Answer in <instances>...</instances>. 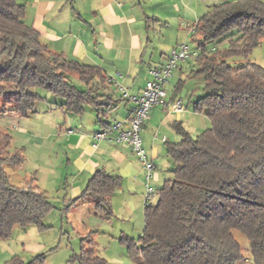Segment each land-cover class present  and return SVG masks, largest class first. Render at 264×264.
Wrapping results in <instances>:
<instances>
[{"label":"trees","instance_id":"obj_1","mask_svg":"<svg viewBox=\"0 0 264 264\" xmlns=\"http://www.w3.org/2000/svg\"><path fill=\"white\" fill-rule=\"evenodd\" d=\"M23 15L24 6L16 0H0V114L35 113L36 88L59 98L68 113L95 104L93 88L78 90L68 75L89 85L97 78L103 82L99 69L52 53ZM191 37L199 49L194 74L208 89L193 103L194 113L205 114L210 127L193 136L181 122L173 124L180 140L167 143L166 154L175 167L157 190L156 202L144 203L143 232L138 244L126 238L127 248L134 264H240L247 259L234 237L238 232L247 239L253 264H264V67L250 61L233 64L247 59L264 39V2L213 6ZM23 163L22 151L12 150L10 135L0 131V240L32 226L41 231L57 209L33 175L20 186L10 183L6 167L20 169ZM117 187V177L96 171L70 205L88 201L95 215L109 218V199ZM87 243L82 237L72 259L106 264ZM43 261L42 254L28 261L14 255L5 264Z\"/></svg>","mask_w":264,"mask_h":264},{"label":"crops","instance_id":"obj_2","mask_svg":"<svg viewBox=\"0 0 264 264\" xmlns=\"http://www.w3.org/2000/svg\"><path fill=\"white\" fill-rule=\"evenodd\" d=\"M225 1L228 0H19L18 3L24 6L25 25L37 32L42 45L67 60L97 67L99 77L103 78V83L97 78L92 84H84L85 88L80 91L93 88L95 104H85L79 114L65 112L60 107L61 100L56 97L57 100H51V94L44 98L47 103L44 115L53 119L42 140L50 141L52 149L57 147L55 154H63L59 173L49 171L54 178L53 190L58 188L57 193H62L61 206L47 217L62 219L64 216L66 223L77 230L81 238L91 233V239L95 238L113 211L119 216L117 220L126 222L128 228L130 225L144 228L145 186L148 184L157 194L165 176L171 174L173 161L166 154V144L180 140L173 124H189V119L184 116L189 113L187 107L180 113L160 106L150 110L140 133L142 148L154 166L153 176L148 181L131 149L112 140L116 132L110 133L108 140H97L94 135L107 129L112 121H124L133 107L117 86L129 95H139L151 78L150 70L164 66L172 52L187 45L186 38L192 36L193 27L200 18L210 8ZM202 3H205V13L189 25L182 17V10H192ZM179 63L178 70L181 71V64L188 62ZM111 90L114 92L110 93ZM168 97L179 99L175 91ZM84 113H88V121L83 117ZM109 113L113 115L110 123L104 119ZM96 171L118 178V187L109 199V218L95 215L93 203L89 206L91 202L70 205L81 195ZM35 180L38 187L47 185V179ZM78 214L81 217L79 223L72 220ZM38 235L40 231L32 226L25 233L16 231L12 239L22 251L35 255L47 244ZM91 239L87 244L95 250L90 246L94 245ZM127 239L134 240V237L127 236ZM16 252L12 251V256Z\"/></svg>","mask_w":264,"mask_h":264},{"label":"rangeland","instance_id":"obj_3","mask_svg":"<svg viewBox=\"0 0 264 264\" xmlns=\"http://www.w3.org/2000/svg\"><path fill=\"white\" fill-rule=\"evenodd\" d=\"M262 1L264 2V0ZM16 2L18 3L19 0H16ZM204 6L205 3H202L201 5L199 4V7H194L192 10H182V17L185 18L187 23H190L189 25H193V23L205 13ZM200 34L199 32V35ZM186 44L188 47V57L185 61L188 63H182V70L179 71L178 67L180 63L177 61L176 68L172 70L171 76L165 85V89L168 91V94H172L173 90L176 91L178 98L184 104L185 108L187 107L186 109L189 113L184 116L189 119V124H183V126L191 135L195 136V134L198 135L201 131L210 127L209 119L205 114L195 112L196 115H193V103L197 101V99L203 97L208 89H206L202 77L195 76L194 74V57L192 58V56H195L199 52L197 42H194L193 37H187ZM223 46L224 45L219 46L217 49H222L224 48ZM211 47V45L207 46L208 49ZM248 61L264 67V39H261L260 43L253 48L247 56V59H235L233 64ZM68 82L78 90H83L85 88L84 83L74 74L68 75ZM141 82L142 80L139 83ZM100 83L103 82L101 81ZM32 92L40 96V99L35 105V113L29 114L27 117H18L13 113L0 114V131H5L10 135L11 149L21 150L24 155V163L20 169L7 166L5 171L9 177L10 183L16 186H20L22 181L31 175L42 181L47 179V185L43 186L42 184L39 188L46 191L48 198L54 206L60 207L62 193H57L58 188L53 190L52 183L54 178L50 175L49 171L53 170L55 174L59 173L63 154H61V152L55 154L57 147L52 149L53 146L51 148L49 145L50 141L47 139L44 141L42 140L44 136L47 135L48 124H50V121L53 119L51 116L47 117L44 115L45 111H47V103L44 98L49 97V93L42 88L33 89ZM112 92L114 91L111 90L110 93ZM50 99L57 100L55 96H50ZM57 102H59V100ZM1 106L2 100L0 99V109ZM83 117L88 121V113H84ZM105 117L104 119H107L106 121L110 123V119L113 115L109 113L108 116ZM112 123H114V121H112ZM171 164L173 169L175 163L172 162ZM170 177L171 175L167 174L165 179H169ZM163 182L164 180L160 184L161 186ZM161 186L157 189H160ZM156 200L157 194L155 193L154 198L151 199L150 202L154 203ZM89 204V206H92V203ZM116 216H118V214L113 211L112 217L107 220L108 222L104 220L102 228L98 234H95V238L91 239L92 234H87L85 238L88 241L91 239L94 245L92 246L91 244L90 246L95 249L94 251L99 257L104 259L106 264H134V260L127 248L126 239L123 238H127V236L134 237V243L138 244V238L143 232V226L141 228L138 227L139 230L136 231L138 228L133 225H130L131 227L128 228L127 223L118 221L117 219H119V216L118 218ZM73 217L72 220L79 223L81 219L80 215L78 214ZM65 220L66 218L64 216H62V219L46 217L44 220L46 227L40 231V235L38 236H40L42 241H47V244L42 251L35 254H42L44 256L43 264H79L73 260L72 257L74 254H78L80 250L81 234L79 235L78 231L74 230ZM60 221L62 222L60 223ZM61 224L62 228L60 227ZM122 229L127 230L125 231L127 234H124ZM234 237L240 245L243 256L247 259L240 264H252L247 239L238 232H234ZM12 238L14 237L12 236ZM12 238L11 240H0V264H5V262L12 257V251L16 252L19 250L16 252V255L25 261L35 256L29 252L22 251ZM85 247L88 248L89 244H86Z\"/></svg>","mask_w":264,"mask_h":264},{"label":"built area","instance_id":"obj_4","mask_svg":"<svg viewBox=\"0 0 264 264\" xmlns=\"http://www.w3.org/2000/svg\"><path fill=\"white\" fill-rule=\"evenodd\" d=\"M188 57V47L183 45L178 52H172L168 62L162 67H156L150 70V79L146 82L140 94L137 96L129 95L124 88L117 86L118 90L133 103L130 113L124 121L114 122L107 129L96 133L97 140H108L109 134L116 132L112 138L116 143H123L128 146L140 161L145 172L146 181L153 176L154 166L148 160L146 151L142 144V127L149 118L150 110L153 107L160 106L164 109H171L175 113L185 110L181 100H170L165 85L171 76L172 70L176 68L179 61H185ZM178 61V62H177ZM146 201L156 193L155 190L146 184Z\"/></svg>","mask_w":264,"mask_h":264}]
</instances>
